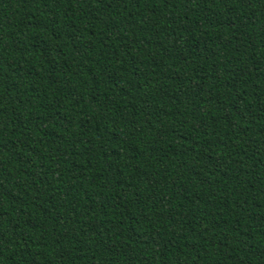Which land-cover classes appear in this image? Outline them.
<instances>
[{
    "label": "trees",
    "instance_id": "trees-1",
    "mask_svg": "<svg viewBox=\"0 0 264 264\" xmlns=\"http://www.w3.org/2000/svg\"><path fill=\"white\" fill-rule=\"evenodd\" d=\"M0 264H264V0H0Z\"/></svg>",
    "mask_w": 264,
    "mask_h": 264
}]
</instances>
